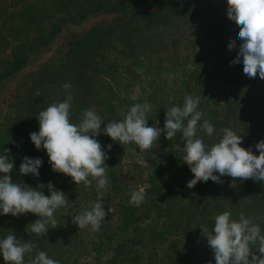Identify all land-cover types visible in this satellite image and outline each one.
<instances>
[{"label": "rangeland", "instance_id": "rangeland-1", "mask_svg": "<svg viewBox=\"0 0 264 264\" xmlns=\"http://www.w3.org/2000/svg\"><path fill=\"white\" fill-rule=\"evenodd\" d=\"M227 13V0H0V150L11 149L15 157L14 182L32 187L52 182L69 198L55 213L61 224L46 236L31 233L38 219L33 213L0 216V238L14 233L36 244L25 264L39 251L59 264H104L131 209V193L146 194L152 183L162 193L135 210L140 237L125 264H215L202 227L211 231L214 217L224 211L234 218L243 211L264 229V182L237 179L230 187L232 178L225 176L222 183L201 179L188 188L193 173L182 160L186 141L182 133L169 140L162 132L146 151L98 137L108 157L103 204L112 212L99 231L79 230L73 216L97 201L95 181L77 185L54 172L46 150H37L30 139L39 130V111L64 100L62 86L70 83L73 123L92 109L105 120L103 127L147 102L148 125L163 128L166 108L193 95L217 126L211 137L198 133L206 143L218 142L231 127L243 135L242 146L259 155L254 146L264 139V116L257 118L264 113V79L248 77L243 62H233L242 26ZM25 156L43 159L39 178L19 172Z\"/></svg>", "mask_w": 264, "mask_h": 264}, {"label": "clouds", "instance_id": "clouds-1", "mask_svg": "<svg viewBox=\"0 0 264 264\" xmlns=\"http://www.w3.org/2000/svg\"><path fill=\"white\" fill-rule=\"evenodd\" d=\"M227 5L229 19L242 26L236 38L242 43L233 62L242 61L248 77L255 78L258 74L264 79V0H227ZM236 39L230 47L236 45ZM71 88L70 83H65L62 89L66 98L39 111V130L30 133V139L37 150H46L54 172L70 176L77 185L91 186L95 181L97 201L73 216V223L79 230L99 231L112 212L111 208L105 210L103 204L109 180L105 167L107 153L98 140L102 134L124 146L135 144L139 151H146L157 144L162 132L169 140L182 133L181 139L186 141L181 148L182 160L193 173V178L187 182L188 188H194L201 179L222 183L225 176L232 178L230 187H236L237 179L264 182V139L254 146L259 155L253 148L242 146L243 135L231 127L222 130L218 142L206 143L198 133L203 131L211 137L217 126L200 110L199 97L186 95L182 105L166 108L163 128L148 125L152 106L147 102L131 106L123 118L112 119L102 127L105 120L92 109L84 110L78 123L72 122L74 95ZM111 148L109 144L107 149ZM42 165V158L25 156L19 172L39 178ZM15 167L11 149L0 150V216L19 217L33 213L38 219L31 223V233L46 236L50 228L61 224L55 213L68 205L69 198L52 182H41L35 187L14 182L11 173ZM45 188L48 195H45ZM144 200L145 193L140 189L131 193L129 203L139 207ZM202 229L214 253L215 264H264V229L243 211L237 218L230 211H224L214 217L211 231ZM35 248L34 242H22L14 233L0 238V256L5 264H25L26 255L33 253ZM30 264H59V261L39 251L30 259Z\"/></svg>", "mask_w": 264, "mask_h": 264}, {"label": "trees", "instance_id": "trees-1", "mask_svg": "<svg viewBox=\"0 0 264 264\" xmlns=\"http://www.w3.org/2000/svg\"><path fill=\"white\" fill-rule=\"evenodd\" d=\"M262 111H264V109ZM261 115L264 116V113L263 114L257 113V118H259ZM172 158L173 156H169V158L167 157V159L164 162H159V164L160 163L164 164ZM159 179L162 178L158 177V181H160ZM161 187L162 186L161 185L159 186V184L157 185L152 183V185L148 188L145 194V200L150 201L153 197L152 194H159V193L161 194L162 193ZM153 200L155 199H152V201ZM147 204H144L143 207H145ZM136 209L137 207L131 206V209L127 213H125V216L123 217L124 223L122 230L119 233H117L114 238L111 239L108 246L109 248L107 252L104 253L106 254L104 255L105 258L104 264H125L124 263L125 259L129 257L128 255L131 253L132 248H134L133 246L137 245L138 238L140 237L141 221H139L138 218L135 216L134 212ZM119 258L121 259L118 260Z\"/></svg>", "mask_w": 264, "mask_h": 264}]
</instances>
